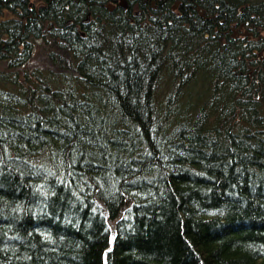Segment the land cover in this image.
I'll return each mask as SVG.
<instances>
[{"label":"trees","instance_id":"obj_1","mask_svg":"<svg viewBox=\"0 0 264 264\" xmlns=\"http://www.w3.org/2000/svg\"><path fill=\"white\" fill-rule=\"evenodd\" d=\"M124 1L0 0V264H264V0Z\"/></svg>","mask_w":264,"mask_h":264},{"label":"flooded vegetation","instance_id":"obj_2","mask_svg":"<svg viewBox=\"0 0 264 264\" xmlns=\"http://www.w3.org/2000/svg\"><path fill=\"white\" fill-rule=\"evenodd\" d=\"M124 6H127V4H125ZM214 17H217V14H215ZM214 17H212V19H214ZM85 22L87 23L88 21H85ZM231 32H232V35L236 38H239V37L251 38V37H253V35H255L253 32V27L250 25H244V24H240L237 26L233 25ZM257 34L259 35V31L257 32Z\"/></svg>","mask_w":264,"mask_h":264},{"label":"water","instance_id":"obj_3","mask_svg":"<svg viewBox=\"0 0 264 264\" xmlns=\"http://www.w3.org/2000/svg\"><path fill=\"white\" fill-rule=\"evenodd\" d=\"M121 3H122L123 6L126 4V2H125L124 0H121ZM113 8H114V6H113L112 4H109V5H108V9H109V11H112ZM135 14H136L137 16H139V15H140V12L137 11V12H135ZM86 21H88V19H87ZM81 36L83 37V36H84V33H81ZM263 57H264V56H259V59H261V58H263ZM98 203H99V205H100L102 208L104 207L100 202H98ZM103 209H104V208H103ZM113 229H114V228H113ZM113 238H114V234H113Z\"/></svg>","mask_w":264,"mask_h":264}]
</instances>
